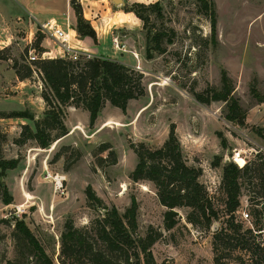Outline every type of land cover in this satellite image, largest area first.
<instances>
[{"label":"rangeland","instance_id":"rangeland-1","mask_svg":"<svg viewBox=\"0 0 264 264\" xmlns=\"http://www.w3.org/2000/svg\"><path fill=\"white\" fill-rule=\"evenodd\" d=\"M156 1L161 3V13L146 12L150 15L148 29L152 33L156 30L167 33L164 53L154 52L152 58L147 57V30L141 19L132 16L127 20L129 27L112 29L114 39L108 47L112 51V43L117 40L119 47L113 43L117 50L114 48L112 53L105 50L102 54L114 53L122 59L120 61L144 74L146 93L130 100L126 111L106 102L94 126H90L88 111L69 107L65 123L70 132L47 148L39 147L34 139L17 143L15 140L21 134L18 129L7 132L0 125V155L20 159L18 166L7 170L3 178L14 199L6 205L0 198V264L9 261L35 264L32 254L28 253L29 248L15 234V223L20 219L38 237L54 264H60L58 254L66 221L73 219L76 226L83 227L105 213L104 209L89 206L88 185H92L109 207L116 206L122 215L132 200H136V235L146 236L150 229L162 232V237L152 246L157 262L214 264V233L222 226L224 216L206 229L188 222L187 216L192 209L181 207L177 208L178 224L167 229L164 224L167 208L160 203L154 184L135 182L130 177L137 164L131 143L144 142L151 148L160 147L175 123L187 163L202 169L200 181L213 197L216 207L224 209L222 178L225 165L233 162L242 166L255 160L258 153L264 154V0H213L217 19L215 32L211 18L198 0H127L125 8L135 2L149 4ZM55 6L57 10L65 9V0H57ZM93 6L91 15L100 19L96 27L101 32L114 20L108 19L105 4ZM113 7L112 4L110 11ZM15 9L10 4L4 7L1 28L15 24ZM134 20L140 23L137 29ZM39 28L38 37L44 35L42 27ZM19 31L20 38H15L17 42L29 32L26 29ZM171 35L173 43L168 44L167 38ZM36 41L34 38V47ZM14 46L17 52L9 48L0 50L4 69L16 62L30 64L36 83H32L31 88L28 86L29 93L23 91L28 100L13 99L21 104L30 102L37 108L40 104L38 91L43 83H38L41 74L33 63L43 59V55L37 48L32 49L31 44L16 43ZM32 54L38 59L31 60ZM80 57L82 60L87 58L84 54ZM222 70H227L233 79L234 96L247 113L242 126L227 119L226 102L205 104L194 97V92H201L208 86L221 88ZM5 79V83H0V109L20 108L11 98L4 99L14 95ZM24 108L28 109L27 105ZM220 133L227 139L225 147ZM103 143L110 147L101 152L99 147ZM111 150L116 153V163L112 162ZM56 178L61 179L62 187L57 186ZM258 183L254 177H249L242 186L237 218L246 226H252L255 220L249 194L261 191ZM257 207L264 212V205ZM260 223L264 227V213Z\"/></svg>","mask_w":264,"mask_h":264},{"label":"trees","instance_id":"trees-1","mask_svg":"<svg viewBox=\"0 0 264 264\" xmlns=\"http://www.w3.org/2000/svg\"><path fill=\"white\" fill-rule=\"evenodd\" d=\"M198 2L211 18L215 32L217 19L213 0ZM70 5L77 18L76 30L79 36L91 37L98 43L97 32L85 18L80 0H70ZM161 8L160 1L149 4L135 2L125 8L128 12H134L147 30L148 58H152L154 52L164 53L166 50L164 37L167 33L159 30L152 33L148 29L150 15L146 13L151 11L160 14ZM42 38L43 36H36L34 48L39 51H43L40 46ZM172 38V35L167 38L168 44L173 43ZM33 64L39 68L43 83L41 94L46 106L43 116L35 119V115L28 109L0 111V118L23 117L34 120L35 130L29 125L22 127L20 137L15 140L20 144L34 139L39 147L47 148L68 135L70 130L65 117L69 107L88 111L90 126H94L106 102L126 111L130 100L138 99L146 93L144 74L114 58L94 56L73 60L54 57L43 58ZM13 67L20 79L32 78V65L16 62ZM234 89L233 79L227 70H222L221 88L208 86L201 92H194V97L205 104L226 102L227 119L242 126L247 113L234 96ZM220 136L222 137L221 133ZM222 144L224 147L227 145L224 137ZM109 147L107 143H103L99 149L103 152ZM131 147L137 156V164L130 177L135 182L148 181L154 184L160 203L167 208L164 213L167 229L178 224L177 208L181 207L192 209L187 216L188 222L206 229H210L215 221L224 216L222 226L214 233V264H264V227L260 223L264 212L257 207L264 205V154L258 153L255 160L242 166L233 162L225 165L222 178L225 207L221 210L216 207L213 197L200 181L202 169L187 163L175 123L171 126L167 140L160 147L151 148L144 142L131 143ZM110 155L113 157L112 162L116 163L115 151L111 150ZM19 162V158L7 159L0 155V198L6 205L12 203L14 198L3 178L7 170L16 168ZM249 177H254L261 188V191L249 194L255 219L252 226H246L237 218V211L241 207L242 186ZM86 196L90 207H99L105 213L83 227L76 226L73 219L66 221L58 254L60 264H166L157 262L152 251V246L162 237V232L150 229L146 236L136 235L138 204L135 199L122 215L116 206L109 207L92 185L87 186ZM15 230L20 242L29 248L28 253L32 254L35 264H54L53 258L24 220L16 221Z\"/></svg>","mask_w":264,"mask_h":264},{"label":"crops","instance_id":"crops-1","mask_svg":"<svg viewBox=\"0 0 264 264\" xmlns=\"http://www.w3.org/2000/svg\"><path fill=\"white\" fill-rule=\"evenodd\" d=\"M122 1L123 3H116L114 0H80L85 18L90 21L97 32L98 43H95L91 37L79 36L76 30L77 18L76 15H74L75 12L70 5V0H65V9L63 10H57L55 6L57 4V0H0V20L2 18L1 13L3 12L5 6L10 4L12 7L16 8L15 11H17L15 13V24H12L11 26L8 25V27H0V50L9 48L10 51L17 52L18 49L16 46H14L16 43L20 45L31 44V48L33 49V40L34 38L36 39V34L40 30L39 26L41 27V24L46 21H54L58 24V27L67 32L69 38L68 44L72 49L77 50L84 55L90 53L92 56H105L118 59L119 57H117V55L114 53L109 56L102 54L105 52V50H109L111 53L114 52V42L112 43V51L108 47L109 42H112V39H114V35H111L113 33L112 29L117 28L118 26L129 27V21H127L128 18H132V16H135V18L137 17L134 12H128L125 10V3L127 0ZM99 3L105 4V6L108 7V19L111 18L114 20L111 25H106V27H104L101 32H99L96 27V24L100 23V19H94L91 15L92 7H94L93 5H98ZM112 4L117 8L113 7V10L110 11ZM121 6L123 7L121 8ZM26 15H28V17H26ZM121 22L125 23L122 24ZM134 24L136 29L137 26H140V23L135 22V20ZM20 28L26 29L29 32L27 37L22 36V41L17 42L15 41V38L19 37L18 32H20ZM5 29L6 31H4ZM43 33L44 35L40 44V46L43 48V51H41L43 58H65L66 49L53 36L45 33L44 31ZM24 41H26V43H24ZM115 49L117 50V48ZM3 66V63L0 60V83H5L4 77L7 78V80L5 79L6 85L10 86L12 92H14V95H9V97L4 99L11 98L13 101H16V99L13 98H24L25 100H28L23 91L29 93L30 89L28 86L31 88V84L36 83V80H33L35 77L20 79L13 66L7 69H4ZM38 83H42V80L40 79V82L38 81ZM41 91L42 89L38 91L37 98L40 100V104L37 108L30 102L25 101L23 104H21L20 102L16 101L18 107L20 108L0 109V111L26 110L27 108L24 107L27 105L28 110H30L35 115V119H38L43 116L46 108ZM22 107L24 109H21ZM0 125L4 126L7 132H12V130L15 128L21 133L22 127L24 125H29L33 130H35L34 120L23 117L0 118ZM19 128H21V130Z\"/></svg>","mask_w":264,"mask_h":264},{"label":"built area","instance_id":"built-area-1","mask_svg":"<svg viewBox=\"0 0 264 264\" xmlns=\"http://www.w3.org/2000/svg\"><path fill=\"white\" fill-rule=\"evenodd\" d=\"M42 30L49 35L53 36L65 49H66V56L67 53L68 58H71L73 60H77L82 55L81 52L72 49L68 44V34L64 30H62L60 27H58V24L54 21H46L41 24ZM116 43V46L119 47L118 41L114 40ZM87 58H91L92 55L90 53L86 54ZM31 60H37L38 57L35 54L30 55ZM56 184L58 187H62V181L60 178H56ZM248 215V214H246Z\"/></svg>","mask_w":264,"mask_h":264},{"label":"water","instance_id":"water-1","mask_svg":"<svg viewBox=\"0 0 264 264\" xmlns=\"http://www.w3.org/2000/svg\"><path fill=\"white\" fill-rule=\"evenodd\" d=\"M116 3H123L122 0H114Z\"/></svg>","mask_w":264,"mask_h":264}]
</instances>
